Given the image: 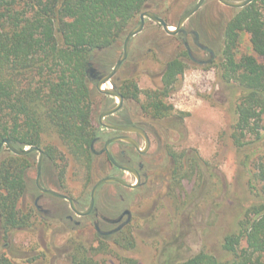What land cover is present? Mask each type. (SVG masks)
Listing matches in <instances>:
<instances>
[{
    "label": "rangeland",
    "instance_id": "rangeland-1",
    "mask_svg": "<svg viewBox=\"0 0 264 264\" xmlns=\"http://www.w3.org/2000/svg\"><path fill=\"white\" fill-rule=\"evenodd\" d=\"M197 1L150 0V11L175 25ZM237 9L218 0H205L184 23V34L179 36L169 35L161 25L145 19L142 31L131 38L127 58L114 76L119 85L134 82L139 89V102H126L124 110L132 107L137 114L138 106H143L146 99V90H163L161 75L169 60L183 59L187 67L165 97L171 111L148 126L153 133L152 147L142 157L145 167L141 185L132 190L115 183L105 184L97 191L95 214L79 217L63 201L52 218L34 205L39 198L38 204L45 209L49 196L35 186L38 153L33 152L25 191L16 204L28 223L21 228L5 227L0 216V264H74L79 245L99 264H178L200 251L223 260L228 258L222 247L225 236L236 231L249 207L261 200V186L254 175L259 148H264L262 143L253 142L251 134L245 137L248 143L242 147H237L232 139L242 90L222 76L219 51L224 28ZM193 34L215 55L209 62L206 60L211 54L195 46ZM124 38L98 54L101 70L112 68L121 56ZM184 42L198 62L187 57ZM242 54L255 55L264 64V56L253 51L248 32L241 34L237 57ZM105 87H110V83ZM92 99L97 126L100 112L115 100L99 93ZM48 146L55 152L53 158L46 155L43 161V186L53 184L62 189L78 201L79 210H85L91 187L108 173L109 164L96 157L88 165L73 157L52 131L41 135L39 147L45 151ZM112 146L118 153L121 147ZM171 151L183 154L185 172L195 155L199 166L194 165L190 174L173 179L176 165ZM134 158L136 161L139 157L134 153ZM117 173L129 183L134 182L128 173ZM124 209L129 210L131 220L124 228L122 243L115 241L117 232H95L94 222L104 224L102 216L114 217ZM68 215L79 221L77 227L66 219Z\"/></svg>",
    "mask_w": 264,
    "mask_h": 264
},
{
    "label": "trees",
    "instance_id": "trees-1",
    "mask_svg": "<svg viewBox=\"0 0 264 264\" xmlns=\"http://www.w3.org/2000/svg\"><path fill=\"white\" fill-rule=\"evenodd\" d=\"M150 6V0H0V143L9 139L22 150L39 146L42 133L52 131L73 157L91 164L96 158L91 143L101 135L93 118L92 98L98 92L89 69L95 74L111 69H100L98 54L122 39ZM243 32L250 33L253 51L264 56V0L237 9L224 28L219 51L222 76L242 90L233 142L242 147L251 134L253 142L264 146V64L252 54L237 57ZM186 52L189 58L187 48ZM186 67L183 59L167 62L161 75L163 90L145 91V111L154 117L171 111L165 97ZM111 82L116 84L115 77ZM119 90L125 97L138 99L134 82L120 85ZM54 152L51 146L45 148L49 157ZM32 156L15 155L6 146L0 149V157H4L0 163V216L5 227L21 228L28 223L16 204L25 191ZM170 156L176 165L175 180L199 166L195 155L185 172L183 154L171 151ZM257 156L254 177L261 186V200L249 207L237 230L225 236L222 247L228 258L200 251L178 264H264V148H259ZM117 233L115 241L122 243L124 229ZM73 261L99 264L83 245Z\"/></svg>",
    "mask_w": 264,
    "mask_h": 264
},
{
    "label": "flooded vegetation",
    "instance_id": "flooded-vegetation-1",
    "mask_svg": "<svg viewBox=\"0 0 264 264\" xmlns=\"http://www.w3.org/2000/svg\"><path fill=\"white\" fill-rule=\"evenodd\" d=\"M183 34H184V31H183ZM193 36H194V44H195V46L197 48H199L200 50H202V51L208 52L206 46H204V45H202L200 43H199V45H197L195 43V34H193ZM184 44H187V43L184 42ZM188 52H190V53H188L190 60H192L194 62H198L199 61V60H197L196 58H194L192 56V54H191L192 52L190 51V47H189ZM208 53L211 54V58L208 59V60H206V62L207 61L209 62L215 56L213 54V52H208ZM202 63H203V61H202ZM92 74L94 76H91L90 73H89L90 77L95 80L94 83H93L94 84V87H95V82H96L95 77H97L99 75H102V74H95L94 72ZM103 74H105V73H103ZM119 86L120 85L117 82H116V84H113L112 82H110V87H105V88H115L117 91H119V93L123 97L122 98L123 99V102H122L121 107L118 110H116L115 112H113L110 115L105 116L104 119H103V122L104 123H107V124L118 125V126H127V127L140 128L141 130H143L146 133L147 137L149 138V141H150V145L149 146L150 147H149V149L146 152H140V151H138L133 143L126 142V141H116V142H113V143L109 144V146H108V148H109V150H110L113 158L118 163H120L122 165H125V166L133 167V168H135L138 171V173L140 175V184L136 187V188H138L141 185V183H142V177H143V171L142 170L145 167V164L142 161V159H143L142 157L144 155H146L150 151V148L152 147L151 146L152 145L151 136L153 135V133L150 131V129L148 128V126H149V124H150L151 121H153V120L155 121V120H157L160 117H154V116L150 115L147 111H145L143 109V106L142 105H139L138 106L139 109H140V111H138L137 114H134L132 107L131 108H128L125 111L124 108H125V103L126 102H129L131 104H134L135 102H139V100L137 98H135L134 96H132V95H130L129 97L128 96L125 97L120 92ZM95 90H96V88H95ZM99 94H101V93H99ZM102 95L105 96V97H110V98L114 99L115 101H114V104L112 106L103 109L100 112V114L104 110H107L109 108L114 107L116 105V102H117V99H115L116 97L108 96V95H104V94H102ZM145 112H147V113H145ZM99 115H98V118H97V121H98V124H97L98 130H97V132L99 133V135H101V138L100 139L97 138L96 140H94L91 143V146L90 147L92 149L93 154L97 158H102V159H105V160H106V158L108 159V161H106V162L109 164L110 169L108 170V173H106L102 177H106V176H109V177L110 176H117V177H120V178L124 179L125 181H127L124 178V176H119L118 175L117 172L121 171L123 173L124 172L125 173H128L131 177L134 178L133 174H131L130 172H127L125 170L119 169L118 167H116V166H114L112 164V162L110 161V159L108 157V154H107L106 150L104 149V146H106L105 145L106 141L109 140V139L111 140V138H113V137L126 136V137L131 138L138 146H140L139 148L142 150L145 147V141H144L143 136L139 132H137V131H123V130H118V129L106 128V127H104V126H102L100 124V122H99ZM97 144H101L100 145V148H97ZM113 144H117L118 146L121 147L120 150L118 151V153H115L112 150V147H113L112 145ZM134 153L136 154V157H139L136 161L134 160L135 159L134 158ZM45 156H46V154H45ZM44 159H45V157H44ZM44 159H43V161H44ZM36 164H37V162H36ZM42 165H43V163H42ZM41 177H42V169H41ZM102 177H100V178H102ZM109 183H115L117 185H120L117 182H109ZM109 183H105V184H109ZM41 184H42V182H41ZM105 184H102L101 186H103ZM35 186H36V184H35ZM42 186H43V184H42ZM101 186H99V188ZM120 186H122V185H120ZM43 187H45V186H43ZM122 187H124V186H122ZM45 188L54 190V191H56L59 194H63V195H66V196L70 197L68 194L64 193V191L62 189H59L58 187L53 186V184H52V186L45 187ZM124 188H127V187H124ZM136 188H134V189H136ZM98 189H97V191H98ZM127 189H132V188H127ZM97 191H96V195H95V201H94L93 208H92L91 212L88 215L81 216V215L76 214L72 209L71 210L77 216H79V217H88V216H91V215L95 214L94 211H95V202H96ZM42 193L49 196L47 207L45 209H42L41 208V206L38 204L39 198H36L35 199L34 205H35V207L37 209L44 210L52 218L54 216L53 213L56 210H58L59 206L62 205L61 203L63 201L67 202L68 205H69V202L67 200L63 199V198H60V197H58V196H56L54 194H48V193H44V192H42ZM70 198L74 201L75 206L77 207L78 201L77 200H74L72 197H70ZM89 202H90V193H89ZM88 206H89V203H88ZM69 207H70V205H69ZM77 209H79V208L77 207ZM66 219L68 221H70V222H73L74 223V227H77L79 225V221L74 220V217L71 216V215L66 216ZM130 220H131V214H130L129 210L128 209H124L120 214H118V215H116L114 217L102 216V222L104 224H101L99 222H94L93 223V228H94L95 232H97V233L112 234V233H116V232L121 231L122 229H124L127 226V224L130 222Z\"/></svg>",
    "mask_w": 264,
    "mask_h": 264
},
{
    "label": "water",
    "instance_id": "water-1",
    "mask_svg": "<svg viewBox=\"0 0 264 264\" xmlns=\"http://www.w3.org/2000/svg\"><path fill=\"white\" fill-rule=\"evenodd\" d=\"M204 1L205 0H198L195 5H193L190 9L186 10L179 17V19L175 25H169L167 23V21L162 18V16L160 17L150 10H146V11L141 12L139 15V23L125 35V38L123 41V48H122L121 56L117 59V61L112 66L110 71H108L105 74H102V75L95 77V79H96V82H95L96 90L101 94L113 96V97H116L115 99H117L116 105L114 107L109 108L107 110H104L99 115L100 124L106 128H110V129H118V130H123V131H137L144 138L145 147L142 150L139 148L140 146H138L131 138L126 137V136L113 137V138H111V140L110 139L107 140L105 143L106 146H104V149L106 150L108 157H109L110 161L112 162V164L114 166L118 167L119 169L125 170V171L133 174L134 179H135L134 182L129 183V182L125 181L124 179L117 177V176H110V177L106 176V177L99 178L91 187L90 202H89L88 208L86 210L81 211V210L77 209L74 201L70 197L63 195V194H59L54 190L47 189V188L42 186V184H41V169H42L43 159L45 157V152L39 146H29L28 148H24V149L20 150V149L15 148L9 139H5L0 143V149L2 148V146H6L15 155H26V154H30L33 152H38V159H37V164H36V170H37L36 172L37 173H36V178H35V184H36L37 188L44 193L54 194L60 198L67 200L69 202L71 209L76 214L81 215V216L88 215L91 212L93 205H94V201H95L96 191L99 188V186H101L102 184L109 183V182H117L118 184H120L124 187H127V188H132V189L136 188L140 184V175H139L138 171L133 167L125 166V165L118 163L113 158L108 146H109V144L116 142V141H126V142L133 143L138 151L146 152L150 147L149 146L150 141H149V138L147 137L146 133L143 130H141L140 128L118 126V125H112V124H107V123L103 122L104 117L107 115H110L113 112H115L116 110H118L121 107L122 102H123V99H122L123 97L119 93V91H117L115 88H105V85H107L111 82V79L115 76V74L118 72L119 68L121 67L122 63L126 60L127 55H128L130 40L133 36H135L137 33L142 31L146 18L154 21L155 23H157L159 25H161L163 30L167 34L177 35V34L184 31V29H183L184 23L189 19V17L191 15H193L201 7V5L203 4ZM218 1L220 3H222L223 5L231 7V8H241V7H245V5L249 4L253 0H240V1L218 0ZM171 26H173V29H170ZM195 43L197 45H199V41H198L197 37L195 38ZM186 48H187V50H189V46L187 44H186ZM207 50H208V52H211L210 49L207 48ZM92 59H93V55H91L89 57V61H90L89 65L91 64ZM93 72H94V69L90 68L89 73L91 76H94L92 74Z\"/></svg>",
    "mask_w": 264,
    "mask_h": 264
},
{
    "label": "bare ground",
    "instance_id": "bare-ground-1",
    "mask_svg": "<svg viewBox=\"0 0 264 264\" xmlns=\"http://www.w3.org/2000/svg\"><path fill=\"white\" fill-rule=\"evenodd\" d=\"M170 29H173L172 27H170Z\"/></svg>",
    "mask_w": 264,
    "mask_h": 264
}]
</instances>
